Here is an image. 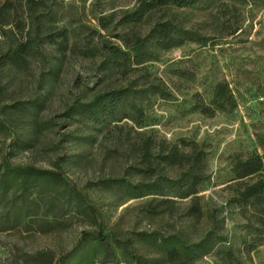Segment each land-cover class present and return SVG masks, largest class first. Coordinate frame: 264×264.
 <instances>
[{
    "label": "rangeland",
    "instance_id": "374dc122",
    "mask_svg": "<svg viewBox=\"0 0 264 264\" xmlns=\"http://www.w3.org/2000/svg\"><path fill=\"white\" fill-rule=\"evenodd\" d=\"M45 5L42 20L52 25L54 35L63 30L68 39L65 44L56 35L58 42L50 44L43 31L32 33L35 50L28 62L21 69L6 67L0 77V116L7 121V129L0 128V168L10 162L60 173L84 203L59 194L62 187L56 194H34L36 222L0 230V264H58L82 233L98 232L99 223L112 242L129 241L130 248L137 246L147 256L157 254L137 232L177 233L196 242L213 231L225 242L195 264H264L259 223L264 206L232 200L239 187L235 162L255 152L264 168V0L159 6L138 23L127 15L140 0H46ZM159 18L209 38L207 45L188 41L160 50L157 60L146 62L149 81L164 84L172 96L147 97L141 125L68 116L69 107L102 90L146 81L145 72L113 73L105 46L123 47V39L134 31L146 33ZM9 40L0 37V52L13 44ZM219 81L229 83L237 106L204 112L214 109L213 88ZM184 140L204 150L210 175L198 192L199 216L192 215L190 198L174 197L151 212L154 195L130 198L113 184L120 178L144 181L140 169L146 167L148 143L156 172L177 177L180 171L163 166L159 155L173 146L189 152L192 146ZM229 246L232 262L225 256Z\"/></svg>",
    "mask_w": 264,
    "mask_h": 264
},
{
    "label": "trees",
    "instance_id": "16d2710c",
    "mask_svg": "<svg viewBox=\"0 0 264 264\" xmlns=\"http://www.w3.org/2000/svg\"><path fill=\"white\" fill-rule=\"evenodd\" d=\"M45 1L23 0L19 6L12 0H4L0 3V37L9 38V42H13L4 52H0V77L5 73L6 67L21 69L28 62V57L35 50L33 46L35 38L32 33L43 31L44 37L50 44L58 42L56 38L62 36L66 44L68 37L65 32L61 30L56 33V37L52 32V25L42 20L43 15L39 12L47 7ZM202 1L140 0L137 9L128 13L127 17H129L128 21L138 23L146 13L152 12L156 7L170 4L190 7ZM43 26L44 28L41 29ZM123 40V47L105 46L109 56L106 62L113 73L120 72L127 77L132 71L145 72L146 62L157 60V52L160 50L174 49L188 41L207 45L209 38L174 24L170 19L159 18L153 20L146 33L134 31L131 36ZM143 75L146 77L150 74L146 71ZM1 90L2 86H0V96H2ZM213 92L214 109L205 108L204 112L225 111L228 109L227 105L231 109L236 108L234 92L227 81L217 82ZM154 94L165 98L172 96L162 83H152L146 77V81L140 84L134 79L126 86L108 88L96 93L89 100L78 101L75 106L69 107L66 113L68 116L76 114L95 123L129 119L136 125H141L145 118L143 102ZM6 124V119L0 116V128L7 129ZM184 144L192 146L189 152L173 146L164 149L159 155L163 166L175 167L180 171L177 177L156 172L148 143L143 155L146 167L140 169L145 173L144 181L131 182L120 178L113 180V184L117 188L125 189L130 198L154 195L148 204L151 212H156L161 205L173 202L174 197L190 198L193 203L192 215L199 216L201 208L197 202L198 192L201 185L210 179V175L206 170L204 150L197 149L196 143L191 144L184 140ZM233 169L239 187L232 200L247 206H264V168L261 155L251 152L246 158L235 162ZM57 187H62L63 192L59 189V194L64 196L67 194L68 197L84 203L83 195L74 187H69L65 177L60 173L27 165L5 163L4 168H0V230L9 231L26 223L30 225L36 222L34 217L37 211L34 208L38 206V201L33 195L41 197L47 193L56 194ZM167 195L171 197H166ZM261 215L259 223L264 233V209ZM99 226L102 225L99 223ZM99 231L82 233L79 244L68 257L60 259L58 264H120L121 261L126 264H195L200 258L211 254L219 243L225 242V238L215 235L213 231H208L196 242L177 233L164 235L157 232H137L139 239L153 246L157 254L147 256L137 246L130 248L129 241L112 242L104 233L99 236ZM254 246L252 245L251 248ZM225 252L229 262H232L235 259L233 248L229 246Z\"/></svg>",
    "mask_w": 264,
    "mask_h": 264
},
{
    "label": "water",
    "instance_id": "95a60500",
    "mask_svg": "<svg viewBox=\"0 0 264 264\" xmlns=\"http://www.w3.org/2000/svg\"><path fill=\"white\" fill-rule=\"evenodd\" d=\"M102 229H103V228H102V226H101V227H100V231H99V233H98V234H99V236H101V235H102V233H103ZM61 259H62V258H61Z\"/></svg>",
    "mask_w": 264,
    "mask_h": 264
}]
</instances>
